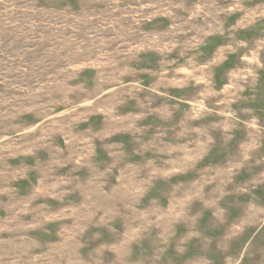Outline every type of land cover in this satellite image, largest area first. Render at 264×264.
<instances>
[{
  "label": "rangeland",
  "instance_id": "374dc122",
  "mask_svg": "<svg viewBox=\"0 0 264 264\" xmlns=\"http://www.w3.org/2000/svg\"><path fill=\"white\" fill-rule=\"evenodd\" d=\"M0 264H264V0H0Z\"/></svg>",
  "mask_w": 264,
  "mask_h": 264
}]
</instances>
